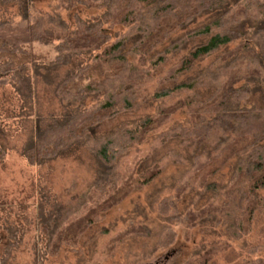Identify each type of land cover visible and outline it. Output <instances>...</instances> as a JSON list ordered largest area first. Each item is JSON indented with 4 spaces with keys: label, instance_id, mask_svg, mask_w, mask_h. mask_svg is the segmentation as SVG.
<instances>
[{
    "label": "trees",
    "instance_id": "1",
    "mask_svg": "<svg viewBox=\"0 0 264 264\" xmlns=\"http://www.w3.org/2000/svg\"><path fill=\"white\" fill-rule=\"evenodd\" d=\"M13 1L16 0L0 3ZM76 4L105 11L90 19L75 16L71 26L61 11ZM212 12L218 13L214 19L187 30L157 50L171 34ZM116 26L124 27V31H113ZM200 36L206 39L188 50L167 80H176L196 61L220 52L199 78L193 84L152 85L153 71L190 39ZM234 41L233 47L222 49ZM33 42L53 47L55 55L44 63L46 67L68 65L82 58L56 82L53 90L59 99L75 100L79 105L60 115L32 111L30 133L20 155L30 165H41L72 147L85 146L98 164L93 186L106 190L105 196L88 211L66 222L60 220L58 203H40L37 222L42 253L56 254L63 244L76 246L84 230L102 212L160 173L158 162L140 173L132 169L122 176L116 167L121 157L184 107L189 109L188 123L168 127L157 135L163 144L180 139L190 149L189 159L176 149L167 151L165 157L190 165L174 183V194L157 201V212L166 223L156 247L165 248L174 242L173 224L192 228L201 219H212L215 226L225 225L234 237L250 231L255 212L264 208V199L259 195L264 187V89L259 84L264 82V0H58L51 13L25 8L19 19L0 20V86H12L24 105L33 103L40 65L25 46ZM213 81L219 85L201 101L193 95L178 97L160 104L155 114L145 115L132 125L116 126L104 134L94 132L105 120L134 111L148 99H173L175 91L191 90L195 85ZM256 91L261 94L257 98ZM88 98L93 102L84 105ZM5 156L6 149L0 145L1 164ZM233 158L228 182H210L209 178ZM193 189L199 196L207 191L212 194L203 206L180 212L178 199ZM9 232L0 264H7L11 250L20 242L13 229ZM149 233L143 224H130L112 240L116 243ZM226 246L227 241L212 242L192 253L185 264H208ZM39 261L41 264L40 258ZM32 264H37V260ZM242 264H264V257L246 259Z\"/></svg>",
    "mask_w": 264,
    "mask_h": 264
},
{
    "label": "rangeland",
    "instance_id": "2",
    "mask_svg": "<svg viewBox=\"0 0 264 264\" xmlns=\"http://www.w3.org/2000/svg\"><path fill=\"white\" fill-rule=\"evenodd\" d=\"M57 3L58 0H16L0 3V20L19 19L25 8L51 13L57 8ZM104 11L105 8L76 4L61 13L73 26L75 16L90 19ZM217 14H203L185 29L171 34L157 50H161L187 30L209 22ZM114 30L122 32L124 27L116 26ZM205 39L206 36L190 39L182 49L168 56L153 71L155 78L151 84L158 86L162 83L160 87L180 82L193 84L220 52L196 61L189 71L180 74L176 80H167V77L188 50ZM235 43L236 41L231 42L222 49L231 48ZM129 45L130 42L127 47ZM25 46L40 63L35 76L33 103L29 101L24 105L12 86H0V145L6 149L4 163H0V256L10 239V228L20 241L19 245L11 250L7 264H32L35 260L40 264L39 258L41 264H185L192 253L219 241H227V246L215 254L208 264H242L246 259L264 257V208L255 212L250 231L240 237H234L225 225L215 226L212 219H201L192 228L173 224L176 232L174 242L165 248L156 247L162 227L166 223L157 212V201L163 196L174 194V183L190 165L185 162L175 163L165 157V153L171 149H176L183 157H189L190 149L184 147L180 139H172L163 144L157 135L168 127L187 124L189 109L186 107L172 114L158 131L149 133L143 143L121 157L116 167L119 176H122L132 169L140 173L158 162L161 165L160 173L148 184L132 190L120 203L102 212L99 218L84 230L76 246L63 244L56 254L42 253L37 222L40 203H58L61 206L60 220L66 222L88 211L105 196L106 190L97 189L99 185L93 186L97 182L98 164L85 146L72 147L67 153L41 165H30L20 155L21 147L30 133L32 111L60 115L79 105L75 100L59 99L53 90L56 82L75 62L82 60L78 58L68 65L46 67L44 63L55 55L53 47L37 42ZM163 79L167 81L163 83ZM259 84L264 89V82ZM218 85L219 82L213 81L195 85L191 90L182 88L175 91L173 99H148L134 111H126L105 120L94 128V132L104 134L116 126L132 125L145 115L155 114L160 104L172 102L178 97L193 95L197 101H201L212 94ZM260 95V92L256 91L254 97ZM92 102L88 98L84 105ZM252 103L248 102L247 105ZM234 163L235 158L211 176L209 181L218 185L226 184L233 172ZM211 194L212 191H207L199 196L197 190H188L178 199L177 209L180 212L190 207L197 209L207 202ZM259 195L264 199V187L259 190ZM130 224H143L150 229V233L147 236L132 235L113 243L112 237Z\"/></svg>",
    "mask_w": 264,
    "mask_h": 264
}]
</instances>
